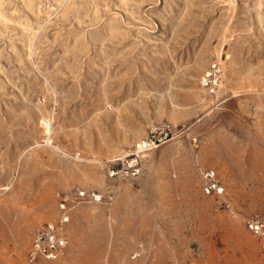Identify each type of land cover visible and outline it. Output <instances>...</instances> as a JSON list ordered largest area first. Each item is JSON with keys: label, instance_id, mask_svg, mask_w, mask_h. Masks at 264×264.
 <instances>
[{"label": "rangeland", "instance_id": "obj_1", "mask_svg": "<svg viewBox=\"0 0 264 264\" xmlns=\"http://www.w3.org/2000/svg\"><path fill=\"white\" fill-rule=\"evenodd\" d=\"M151 133L159 145L140 150ZM129 157L174 186L142 192L136 176H109ZM209 168L224 197L202 192ZM79 189L105 201L76 204L60 255L29 262L57 194ZM254 213L264 0H0V264H133L137 252L146 264H264Z\"/></svg>", "mask_w": 264, "mask_h": 264}, {"label": "built area", "instance_id": "obj_2", "mask_svg": "<svg viewBox=\"0 0 264 264\" xmlns=\"http://www.w3.org/2000/svg\"><path fill=\"white\" fill-rule=\"evenodd\" d=\"M220 69L216 64L211 65L210 71L202 79L203 86H207L209 91H213L214 84L218 80ZM166 136V131H161ZM161 138L155 137L151 133L137 145L141 150L150 149L159 145ZM119 163L115 167H110L109 176L113 175H129L137 176L140 173V166L136 157L126 159H118ZM202 190L206 195L223 196L224 186L219 181L214 169H205L201 172ZM103 195L92 191L87 193L84 190H76L73 194L64 192L57 194V215L56 218L47 221L35 232L32 237L31 245L27 254L29 262H35L38 259H56L62 249L68 242L67 227L70 222V211L72 208L82 202H103ZM111 197H108V201ZM105 201V200H104ZM107 202V201H106ZM110 203V202H109ZM246 228L255 236H264V216L254 213L246 220ZM137 252L133 254L135 260L133 264H146L145 261H139Z\"/></svg>", "mask_w": 264, "mask_h": 264}, {"label": "crops", "instance_id": "obj_3", "mask_svg": "<svg viewBox=\"0 0 264 264\" xmlns=\"http://www.w3.org/2000/svg\"><path fill=\"white\" fill-rule=\"evenodd\" d=\"M158 175L159 174L153 173V171H151L150 173H148V170L147 169H144L143 170V168H142L141 173L134 178V183L136 184V186L139 187V190H141L142 192L143 191L144 192H147V191H156L160 187H166V189H168L169 187H173L174 186L173 184H170V186H168L169 185V182L156 181V177H158ZM216 176H217V174H216ZM201 179H202V177H201ZM202 192H203V190H202ZM223 195H225V187H224V194ZM128 236H130L129 237V240H133L134 243H145V246H148L149 245V246H151V248H153V247L155 248L157 246V243L161 239H165V238H161V236L164 237L163 235H128ZM165 251H166V254L164 255V257H166V258H172L173 245H172V243H170V239L166 241ZM138 260H142L141 257H139ZM134 261L135 260H133V262Z\"/></svg>", "mask_w": 264, "mask_h": 264}]
</instances>
